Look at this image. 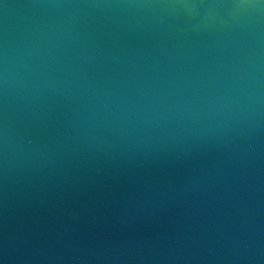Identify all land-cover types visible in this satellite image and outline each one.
<instances>
[{
  "label": "water",
  "instance_id": "95a60500",
  "mask_svg": "<svg viewBox=\"0 0 264 264\" xmlns=\"http://www.w3.org/2000/svg\"><path fill=\"white\" fill-rule=\"evenodd\" d=\"M0 264H264V0H0Z\"/></svg>",
  "mask_w": 264,
  "mask_h": 264
}]
</instances>
